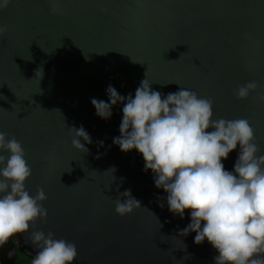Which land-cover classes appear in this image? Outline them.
Masks as SVG:
<instances>
[{"label":"water","instance_id":"water-1","mask_svg":"<svg viewBox=\"0 0 264 264\" xmlns=\"http://www.w3.org/2000/svg\"><path fill=\"white\" fill-rule=\"evenodd\" d=\"M0 24V132L27 153L30 195L48 197L47 220L13 238L19 252L33 258L28 235L51 231L76 244L75 264H215L210 243L180 235L190 212L169 211L142 154L113 143L123 105L104 120L91 99L110 102L109 85L134 97L146 77L162 95L182 87L212 99L214 119H248L264 154V102L233 94L250 81L264 93V0H59L56 12L50 0H12ZM73 126L91 136L88 153L72 146ZM126 190L142 207L122 217L115 200Z\"/></svg>","mask_w":264,"mask_h":264},{"label":"clouds","instance_id":"clouds-1","mask_svg":"<svg viewBox=\"0 0 264 264\" xmlns=\"http://www.w3.org/2000/svg\"><path fill=\"white\" fill-rule=\"evenodd\" d=\"M11 2L0 0V11ZM58 3L50 0L53 12L58 10ZM7 31L8 27L0 24V36ZM258 90L259 85L250 81L233 94L238 100H246L257 93L264 102V93ZM106 91L110 102L91 99L96 115L108 120L113 106L123 105L120 136L114 137L113 143L122 152L137 150L142 154L144 171L151 170L155 186L167 193V207L173 215L183 219L185 212H190L191 223L180 235L195 232L197 245L210 243L218 252L215 264H264V154H260L250 121L214 119L212 99L182 87L162 95L152 89L147 77L134 97L131 93L120 95L112 85ZM69 129L74 135L72 146L88 153L81 141L92 144L89 133L83 126ZM98 143L103 145V141ZM238 145L234 171H228L222 161ZM26 156L15 136L9 139L7 133L0 132V248L18 235L29 234L37 220H47L44 189H37L35 196L26 189L33 174ZM119 195L126 199L115 200L118 215L123 217L142 207L131 190ZM158 199L163 208L165 197ZM27 241L37 249L30 264H75L79 256L74 242L58 239L51 231H31Z\"/></svg>","mask_w":264,"mask_h":264},{"label":"trees","instance_id":"trees-1","mask_svg":"<svg viewBox=\"0 0 264 264\" xmlns=\"http://www.w3.org/2000/svg\"><path fill=\"white\" fill-rule=\"evenodd\" d=\"M18 252H19V250H18ZM31 259L32 258L28 257L27 255H24V254L19 252L18 254L13 256L12 258L4 259L2 261V264H30Z\"/></svg>","mask_w":264,"mask_h":264},{"label":"crops","instance_id":"crops-1","mask_svg":"<svg viewBox=\"0 0 264 264\" xmlns=\"http://www.w3.org/2000/svg\"><path fill=\"white\" fill-rule=\"evenodd\" d=\"M16 243V242H15ZM11 252V255L9 253ZM15 244L11 240L7 245L4 247L0 248V264H2V261L7 258H12L15 256Z\"/></svg>","mask_w":264,"mask_h":264},{"label":"rangeland","instance_id":"rangeland-1","mask_svg":"<svg viewBox=\"0 0 264 264\" xmlns=\"http://www.w3.org/2000/svg\"><path fill=\"white\" fill-rule=\"evenodd\" d=\"M11 241L14 242V244H15V253L18 254L19 252H18V249H17V245H16V243H15V239H11ZM17 252H18V253H17Z\"/></svg>","mask_w":264,"mask_h":264}]
</instances>
